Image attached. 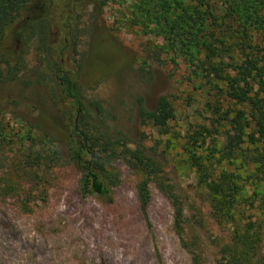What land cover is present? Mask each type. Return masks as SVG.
<instances>
[{"label": "rangeland", "instance_id": "374dc122", "mask_svg": "<svg viewBox=\"0 0 264 264\" xmlns=\"http://www.w3.org/2000/svg\"><path fill=\"white\" fill-rule=\"evenodd\" d=\"M41 1L52 26L69 21V41L76 43L70 66L78 72L82 99L98 105L96 124L130 147L145 149L159 164L164 183L182 205L187 249L173 234L171 210L154 185L144 221L135 194L137 178L123 161L110 164L118 179L111 204L80 190L79 169L68 157L65 103L39 51V39L27 40L25 34L21 70L13 80L0 78V126L7 137L0 145V264H225L230 232L213 219L212 198L197 183L192 156L212 175L224 171L236 177L242 198L235 218L254 224L264 251V181L244 164L254 149L264 153V144L255 148L245 142L246 160L230 164L219 159L228 130L225 112L228 119L233 111L247 114L225 97L223 83L215 82L222 92L212 89L180 58L162 51L159 38L126 22L131 0H90L92 6L77 4L70 14L59 0ZM101 1L105 5L99 10ZM54 27L47 43L59 48ZM12 44L19 50L17 41ZM56 61L54 56L49 63ZM160 97L174 112L164 136L140 126L136 116L138 102L150 111ZM28 126L33 141L26 138ZM194 133L203 138L192 146Z\"/></svg>", "mask_w": 264, "mask_h": 264}, {"label": "trees", "instance_id": "16d2710c", "mask_svg": "<svg viewBox=\"0 0 264 264\" xmlns=\"http://www.w3.org/2000/svg\"><path fill=\"white\" fill-rule=\"evenodd\" d=\"M59 1L67 14L77 4L93 5L90 0ZM104 5L105 1H101L98 9ZM127 10L126 22L139 26L144 34L159 38L162 51L180 58L191 68L192 75L206 80L212 89L222 92L215 85L222 82L225 97L246 109L247 114L243 110L233 111L229 119L225 112L222 120L227 122L228 130L218 150L220 160L230 164L241 157L246 160L249 154L245 155L242 149L245 142L255 148L264 144V0H131ZM68 23L62 21V25L52 26L41 0H0V78L13 80L21 70L25 34H28L27 40L38 38L39 51L51 69L57 94L65 103L70 140L68 157L79 169L80 190L98 197L104 204H111L118 179L110 164L115 159L123 161L137 178L135 194L144 221L147 222L149 187L154 185L171 210L173 234L180 246L187 249L182 205L164 183L157 161L145 149L132 148L123 137L110 136L101 129L96 124L97 103H86L80 96L78 72L70 66L76 43L69 41L73 36L70 37ZM51 27L57 30L59 48L47 43ZM14 41L18 42L19 50L13 48ZM54 56L57 61L50 64ZM64 64L70 69L64 68ZM173 115V108L165 97L158 98L150 111L138 102L139 125L150 126L159 135L167 134ZM31 132L32 127L28 126L26 138L33 141ZM197 137L203 138L201 133L189 137L192 146L197 144ZM6 140L0 126V145ZM254 150L255 154L249 155L244 164L253 166L264 181V153ZM191 159L197 183L212 198L213 219L230 232L225 264H264V251L259 249L260 236L254 224L235 218L238 200L242 198L236 177L224 171L212 175L199 157ZM193 261L196 262L195 258Z\"/></svg>", "mask_w": 264, "mask_h": 264}]
</instances>
